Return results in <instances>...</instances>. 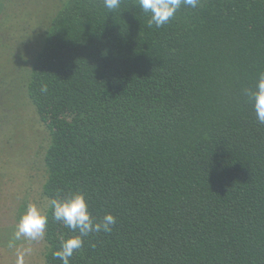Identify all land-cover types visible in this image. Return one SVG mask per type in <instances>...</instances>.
<instances>
[{
    "label": "trees",
    "instance_id": "obj_1",
    "mask_svg": "<svg viewBox=\"0 0 264 264\" xmlns=\"http://www.w3.org/2000/svg\"><path fill=\"white\" fill-rule=\"evenodd\" d=\"M149 19L138 0H0L11 98L49 133L44 264L77 234L52 219L60 190L117 220L70 264H264V124L243 91L264 72V0Z\"/></svg>",
    "mask_w": 264,
    "mask_h": 264
},
{
    "label": "rangeland",
    "instance_id": "obj_2",
    "mask_svg": "<svg viewBox=\"0 0 264 264\" xmlns=\"http://www.w3.org/2000/svg\"><path fill=\"white\" fill-rule=\"evenodd\" d=\"M2 65L5 74H0V166L4 168H0V264H16L17 252L26 248L31 251L25 256V264H44L40 239L13 241L12 232L24 212L21 210L29 203L42 210L47 207L42 188L49 133L25 100L18 105L11 98L16 83L19 85L24 77L20 66L7 59L0 60ZM5 89L9 92L7 97L3 95ZM10 243L14 246L10 247Z\"/></svg>",
    "mask_w": 264,
    "mask_h": 264
},
{
    "label": "clouds",
    "instance_id": "obj_3",
    "mask_svg": "<svg viewBox=\"0 0 264 264\" xmlns=\"http://www.w3.org/2000/svg\"><path fill=\"white\" fill-rule=\"evenodd\" d=\"M104 6L113 10L119 7L121 0H103ZM140 9L150 14L149 25L157 28L167 24L183 6L195 9L199 6L200 0H138ZM42 92L47 91L43 86ZM244 95L253 104L257 120L264 124V72L259 73L255 89H244ZM89 203L83 192L69 191L50 198L49 208L52 219L62 222L65 227L77 233L61 242L60 248L53 253V258L58 259L61 264H70L74 251L82 248L84 238L90 233L101 231L110 233L116 224V217L106 213L100 220H95L89 211ZM49 224L47 212L38 207L35 203H29L26 210L20 215L18 222L12 232L13 241H34L45 236ZM9 246H14L12 243ZM31 249H23L17 252L16 264H25V256Z\"/></svg>",
    "mask_w": 264,
    "mask_h": 264
}]
</instances>
